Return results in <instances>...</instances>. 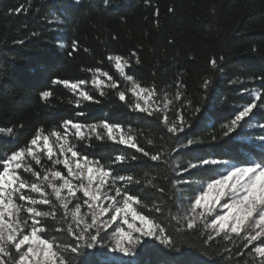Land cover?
I'll list each match as a JSON object with an SVG mask.
<instances>
[{
    "label": "trees",
    "instance_id": "obj_1",
    "mask_svg": "<svg viewBox=\"0 0 264 264\" xmlns=\"http://www.w3.org/2000/svg\"><path fill=\"white\" fill-rule=\"evenodd\" d=\"M169 8L173 11L169 12ZM157 9L158 17L154 15ZM73 40L78 42V51L69 57ZM61 43L64 48L59 47ZM133 52L139 57L140 64H136ZM109 55L130 60L131 69L126 68V71L134 74L141 86L156 90L157 99L150 108L154 112L152 116L130 110L129 106L135 103L129 91L131 85L116 71L115 62L107 59ZM213 57L223 72L212 69L209 61ZM88 69L107 72L118 82L119 88L108 87L110 81L97 73L104 81V95H101L91 82L93 71ZM260 75H264V0H80L78 5H73V0H0V128L14 129L12 136L0 133V155L6 158L13 151L27 149L38 129L42 135H50L53 130L63 133L62 121L65 119L86 124L103 120L121 124L145 151L164 153L175 147L178 139L162 122L164 113L169 122L175 120L179 124L177 114L182 111L184 121L192 122L196 107L206 108L204 115L215 123L212 128L203 127L209 123L205 119L191 130L186 128V133L194 134V139L202 141L198 147L206 149L211 145V136H219L221 126L229 123L236 111L251 102L252 97L242 90L264 92L255 79ZM54 78L72 82L84 80L86 83L73 91L63 84L54 85ZM206 79L211 82L207 90L204 88ZM178 81L182 85L179 88ZM230 81L234 82L230 84ZM45 90L51 95L42 100L40 94ZM79 90L100 102L84 101L79 97ZM118 90L126 92L125 102L118 99ZM177 92L183 100L176 99ZM187 101H191V105ZM165 104L169 105L166 109ZM77 112L86 115L77 116ZM261 113L264 109L249 122L264 119ZM245 129L248 135L259 132L258 128L251 130L245 126ZM70 139L80 152L99 159L116 174L134 177L127 189L142 201L135 205L137 210L154 218L170 233L179 235L178 245L190 253L189 259H202L208 264H235L234 252L230 254L226 249L237 246L216 237L208 247L203 242L206 236L202 235L205 232L202 224L198 232L186 228L189 197L198 194L195 190L199 185H175L173 181L179 177L173 168L187 166L193 156L191 149L173 153L175 163L169 165L153 162L143 153L108 141L106 137L102 141L95 137L81 141L73 135ZM6 141L11 143H4ZM51 141L54 142L55 137H51ZM32 147L34 150L42 148V141L39 146ZM232 150L243 157L254 153V158H259V149H253L247 143L233 145ZM45 153L46 150L37 152L41 156V165L52 168ZM117 154L128 157L129 162L113 164ZM133 155L138 157L137 161H131ZM27 161L43 175L41 165L31 157ZM2 166L0 161V170ZM55 167L67 174L62 164ZM19 172L28 182L35 180L23 168ZM191 179L199 180L201 185L207 183L202 176ZM117 183L124 185V182ZM161 187L162 193L158 191ZM47 191L55 204L56 216L42 218L43 235L61 244L74 243L67 232L68 224L63 222L64 210L55 202L51 190ZM32 195L38 197L37 193ZM78 196L83 205L85 198L82 193ZM156 207L161 211L157 212ZM37 208L52 211L49 205H37ZM86 210L87 206L83 205L82 212ZM27 215L21 213L22 217ZM178 227L183 230L177 233ZM110 234L109 230L105 235L106 243L111 242ZM249 252L250 249L245 250L239 264H259V257ZM174 256L175 253L163 255L148 249L131 259L138 260L139 264H161Z\"/></svg>",
    "mask_w": 264,
    "mask_h": 264
},
{
    "label": "snow or ice",
    "instance_id": "obj_2",
    "mask_svg": "<svg viewBox=\"0 0 264 264\" xmlns=\"http://www.w3.org/2000/svg\"><path fill=\"white\" fill-rule=\"evenodd\" d=\"M79 3L80 0H73V5ZM168 11L172 12L173 9L169 8ZM154 15L159 16L158 9ZM59 47L64 48L65 45L61 43ZM76 51H78V42L73 40L72 51L68 56L71 57ZM132 55L136 57V64H140L137 54L133 52ZM107 59L115 62L116 71L131 85L129 91L135 98V103L129 106L130 110L152 116L154 112L150 110V102L157 99L156 90L141 86L134 79V74L126 71V68L131 69L130 60L120 55H109ZM220 59L222 61L223 57ZM209 64L212 69L223 72L214 57ZM88 70L93 71L94 78L91 82L100 90L101 95H104L102 90L104 81L98 78L97 73L99 77H106L110 81L108 87L119 88L118 82L107 72L99 69ZM255 79L260 82V87L264 88V75ZM52 83L63 84L76 91L86 81L72 82L54 78ZM210 83L207 79L204 81L206 90ZM181 86L178 81L177 87ZM242 92L252 97L251 102L243 105L235 112L229 123L221 126L219 136H211V145L206 149L198 147L202 141L194 139V134L186 133V128L191 130L196 123L205 119H208L209 123L203 127L212 128L215 123L211 117L204 115L206 108L196 107L195 120L192 122L184 121L182 111H178L177 114V118L181 121L179 124L175 120L169 122L167 113H164L162 122L167 131L173 136H178L175 147L164 153L150 154L145 151L134 142V137L130 132L125 131L121 124L109 123L107 120L86 124L65 119L62 121L63 133L53 130L50 135H42L41 130L38 129L27 149L20 148L11 152L6 158L0 155V161L3 163L0 170V264H139L138 260L131 257H137L148 249L163 255L175 253L172 259L161 261V264H208L202 259H189L190 253L178 245L179 235L170 233L154 218L137 210L135 205L142 204V201L127 189V184L134 179L132 175H118L111 168L103 165L99 159L80 152L71 142L70 137L73 135L81 141H90L92 137L102 141L106 137L108 141L143 153L144 157L158 164L172 165L175 163L172 159L173 153L191 149L193 156L187 166L176 165L173 168L176 176L179 177L173 181L175 185L182 183L200 185L195 190L198 194L189 197L190 206L186 211L187 230L198 232L202 224L205 229L202 235L206 236L203 242L208 247H211V242L216 237L237 246L235 249H226L230 254L234 252L237 258L235 264H239V258L249 249V254L254 252L259 257V264H264V119L259 122H249L257 112L264 109V92L258 89H244ZM117 94L121 102L126 101L125 91L118 90ZM40 95L42 100H47L51 92L45 90ZM79 97L84 101L100 102L83 90H79ZM176 99L183 100L180 92H177ZM207 99L206 95L205 100ZM187 103L191 105V101ZM168 106L165 104L164 108ZM76 115L86 114L77 112ZM245 126L251 130L258 128L259 132L248 135ZM0 133L12 136L14 129L0 128ZM181 133L185 135L180 136ZM51 137H55L54 142L51 141ZM41 141L43 147L34 150L32 146H39ZM243 143L249 144L253 149H259V158H254V153L243 157L233 152V145ZM57 147L58 152H56ZM44 150L47 159L52 162V168H44L41 165V156L37 152ZM28 157H31L37 165H41L43 175L32 167L27 161ZM137 160L138 157L131 156V161ZM117 162L128 163L129 159L117 154L112 163ZM61 164L66 170V175L55 167ZM21 168L24 172H30L35 180L32 182L25 180L19 172ZM192 176H202L207 183L201 185L199 180H192ZM117 181L124 182V185L121 186ZM136 183L139 184L140 181ZM48 189L54 195L55 202L64 210L63 222L68 224L67 232L74 243L70 241L61 244L43 235L45 228L41 226L42 218L56 216L55 204L49 198ZM112 189H115L114 195ZM158 191L162 193L164 189L161 187ZM32 193H37L38 197H34ZM78 193H82L85 198L83 205L87 206L89 210L87 213L82 212L83 205ZM222 198L223 203H221ZM37 205H49L52 211L40 210ZM155 210L161 211L158 207ZM21 213L28 215L22 217ZM109 213L108 219H101ZM87 216H91L90 222L86 219ZM118 219L119 224L113 228L114 222ZM109 230L112 232L114 243L105 242V235ZM182 230L178 227L177 233ZM126 257L129 259H125Z\"/></svg>",
    "mask_w": 264,
    "mask_h": 264
},
{
    "label": "rangeland",
    "instance_id": "obj_3",
    "mask_svg": "<svg viewBox=\"0 0 264 264\" xmlns=\"http://www.w3.org/2000/svg\"><path fill=\"white\" fill-rule=\"evenodd\" d=\"M141 103H143V101H141ZM150 108H153V103L152 102H150ZM203 185V184H202ZM200 186V185H199ZM225 191H227V189L225 188ZM224 202V200H223V198H222V200H221V203H223ZM106 203V202H105ZM217 208H219V205L217 206ZM89 210H88V208H87V210L85 211V213H87ZM110 217V213L109 214H105L103 217H101V219H108ZM86 219L90 222L91 221V216H87L86 217ZM211 219V217H209V220ZM83 223V222H82ZM137 223H139V222H137ZM117 224H119V219H118V221L117 222H114V224H113V228H115V226L117 225ZM124 227L126 228V225H124ZM111 231V230H110ZM110 238H111V242L112 243H114V239H113V237H112V232H111V234H110ZM125 259H128L127 257L125 258Z\"/></svg>",
    "mask_w": 264,
    "mask_h": 264
}]
</instances>
